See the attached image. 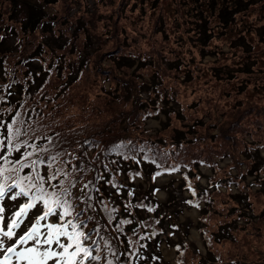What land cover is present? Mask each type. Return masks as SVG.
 Instances as JSON below:
<instances>
[{"label": "trees", "instance_id": "16d2710c", "mask_svg": "<svg viewBox=\"0 0 264 264\" xmlns=\"http://www.w3.org/2000/svg\"><path fill=\"white\" fill-rule=\"evenodd\" d=\"M20 2L28 6L27 13L22 5L18 6ZM34 2L0 0V139L6 135L5 126L15 120L14 127L21 133L17 142L35 145L31 159L44 161L39 165L40 174L50 175L57 169L68 174L67 179L61 175L51 184L58 185L63 180L64 187L73 194L68 199L76 211L82 212L80 219L85 225L82 230L92 237L87 244L99 249L98 264H107L108 260L112 264H142L145 259L156 264L160 251L154 241L164 242L173 250L175 264H264V156L259 151L264 147V134L258 140L251 127L236 129L233 119L220 122L215 104L204 110L203 118L194 117L190 122L189 114L181 116L188 106L181 98L184 95L179 96L177 86L189 82L195 74L201 76L204 70L199 71V65L204 54L213 51L211 55L215 58L211 64L220 66L218 56L224 53L217 44H211L220 42L223 30L236 29L233 37L226 36L225 45L230 61L233 64L241 61L244 67L247 60H243L246 54L250 55L249 48L254 43L250 37L246 41L243 34L260 32L262 35L258 37L264 36V23L259 25L264 16L259 21L243 19L245 11L253 7L250 0L244 3L178 0L175 14L181 25L174 26H168L163 10L157 8L156 17L149 19L150 28L144 35L146 42L152 40L158 47L149 51L147 45L143 49L140 42H134L137 51L132 52H121L117 40L118 29L131 34L126 28L127 23L134 22L127 17L129 0H117L115 4L114 0H91V4L87 0ZM58 2L59 8L55 7ZM158 2L154 0L150 8ZM221 3V7L216 5ZM258 3L264 5L263 0ZM77 7H83L84 11ZM43 8H48L49 12ZM145 11L142 2L141 17ZM138 17V24L132 26L135 36V32L144 31V18ZM180 26L181 31L177 30ZM98 30L103 32L97 33ZM176 30L183 37L176 36ZM157 33L160 36L156 39ZM184 34H189L187 40L194 43L199 62L191 52L187 58V52L181 51ZM8 38L14 40L13 45H6ZM109 39L112 43L107 46ZM15 46L19 52L13 51ZM257 59L253 58L249 66H257ZM33 60L37 63L33 64ZM153 66L156 70L152 72L149 67ZM119 70L132 78L133 87L127 91L128 110L115 111L97 93L115 94L119 79L115 73ZM145 75L155 80L154 86L165 85V79L177 84L173 86L168 81L166 96L157 89L156 99L139 98V93L146 95L152 91L144 88L147 79L138 81V77ZM79 82L84 85L81 93L77 91ZM105 82L109 83L107 88ZM123 82L118 85L121 87ZM46 91L51 96H44ZM91 92L95 93L94 99H89ZM46 97L56 107L49 111L50 107L44 105L37 115L39 103ZM205 98L211 100L212 97L206 95ZM169 101H174L175 106L168 105ZM194 106L195 103L191 105ZM74 107L78 112L74 113ZM68 110L75 117L68 114ZM105 113L111 114L109 120ZM159 113L165 115V122L156 134L147 133L144 120L156 118ZM90 115L99 118L96 123L89 121ZM177 118L184 121L179 128L172 125V120ZM122 124L127 125L125 130ZM215 128L218 132L214 134ZM261 129L264 131L262 126L255 131ZM204 142V149H198L196 145ZM44 148L47 151L41 150ZM33 151L32 147H22L8 158L23 159L25 153ZM7 155L6 150L0 152V156ZM54 156L56 160L52 159ZM224 159L229 160L228 164L221 166L219 163ZM2 165L3 160H0ZM200 167L209 169L204 186L200 184L203 178ZM163 173L181 177L166 202L161 204L154 196L142 198L140 193H133L137 189L133 178H142L148 187L151 176ZM5 175L14 177L15 173ZM20 175L34 173L31 168H25ZM3 182L0 177V183ZM71 184L75 186L70 187ZM184 190L188 191L185 197L181 195ZM19 191L14 188L8 195L11 197ZM21 198L25 203L26 198ZM168 201L170 205H179L178 209L182 204L197 208L195 229L201 234L204 253L188 240L187 229L173 216L175 211L165 209Z\"/></svg>", "mask_w": 264, "mask_h": 264}, {"label": "rangeland", "instance_id": "374dc122", "mask_svg": "<svg viewBox=\"0 0 264 264\" xmlns=\"http://www.w3.org/2000/svg\"><path fill=\"white\" fill-rule=\"evenodd\" d=\"M23 2H30V3H35V0H22ZM117 1V0H116ZM114 0V4L116 2ZM154 0H129V9L130 11L128 12L127 17H129L130 19L133 18L134 22L133 23H127V30L128 32H130L131 34H128L127 32H125L123 29H118V36H117V40H118V44L121 45V52H128V51H137V47L135 45L138 44L139 42L141 43V46L143 49H146V47L144 45H147V47H149V51H151L152 49H155L156 47H158V45H154L152 44V40L151 42H146L145 41V35L144 32L148 31L149 27V22H150V18L152 17L153 19L156 17V10L157 8H161L163 10V15L165 16V18L167 17L168 19V26H174L180 24V18L176 17V11H177V7H176V2H178V0H156V2H158L156 4V6H154L153 9H151V5L153 4ZM183 2H186L187 0H181ZM190 1V0H188ZM241 3L247 2V0H237ZM260 0H250V4L253 5V7H250L249 9H247L245 12H251L248 14L244 13L245 15L243 16V19L246 22H249L252 19H255L257 21H259L262 16H264V5L263 4H259ZM87 2L89 4H91V0H87ZM143 2V6L144 9H146L145 11V15H141L140 13V4ZM264 2V0H263ZM60 2L57 3V5L55 4V7H58V4ZM189 3V2H186ZM20 5L18 6H23L24 12L27 13L28 11V6L25 3L21 2L19 3ZM37 5H39L36 2ZM218 7L222 6L221 4H216ZM40 6V5H39ZM101 7V6H100ZM186 7V5H185ZM59 8V7H58ZM103 8V7H102ZM45 12H49L48 8H43ZM75 9V8H74ZM79 11L83 12L84 8H78ZM181 11V10H179ZM72 14V13H71ZM83 15H85L84 13H82ZM138 15L141 17V20H144V31L142 32H135L136 36L134 35V33L132 32V26L133 24H135L136 22H138L139 17ZM164 18V20H166ZM183 22L185 21L184 18ZM163 20V22H164ZM120 23V22H118ZM264 20H262V22L259 24H263ZM138 24V23H136ZM181 25V24H180ZM258 25V26H259ZM264 26V25H262ZM159 28V27H158ZM181 31V26L179 27ZM176 30V31H177ZM159 31V29H158ZM174 31V30H171ZM220 31V30H219ZM102 33L101 30H98L97 33ZM175 32V31H174ZM236 29H229L227 31H222L223 34L222 38H220V42L218 41H214L211 45L213 44H217L220 48V50L224 53L223 55H219L218 57H220V66L219 65H212L211 61L215 58L213 57V55H211V53L213 51L212 48L210 49L211 53L209 54H204L201 57V62L202 64L199 65V71H203L204 72L201 74V76H198L195 74L194 78L192 77L191 80L182 84L177 85L179 87L178 91H179V96L180 93L182 95H184V102L187 103L188 108H186V112H183L181 116H183L184 114H189V121H192V118L196 117L198 119L203 118L205 111L204 110H208V108H212L215 104V108L214 110L218 112V120L220 122H230L229 119H233L232 121H236V126H234V128H243V129H249V127H251L253 129L252 134L254 137H256V139L260 140V137H263V130L261 129L259 132L255 131L257 129V127L262 126L264 128V36L263 37H258L259 35H262V33L258 32L256 30L257 35L255 33L252 34H243L244 38H246V41L249 40L250 38H252L251 43H254V45H251L249 50L251 51L248 55L246 54V58L243 61L244 62V67H242L241 65V61L237 63L236 59L233 61H236L234 64L232 63V61H230V54H228V49L227 46L225 45V42L227 41L226 36H229V38L233 37L235 35ZM113 33H116L113 30ZM126 33V34H124ZM104 34V33H103ZM179 34V36H182V33L177 31L176 33ZM117 35V34H116ZM191 35V34H190ZM158 36H160V33H157L155 35V38L157 39ZM123 37H127L126 40H121ZM189 37V34L186 35L184 34V39H185V43L183 46V49H181L182 52H184L186 54L187 52V58H188V54L189 52H191L192 55L196 56L197 58V62L200 61V59L198 58V53L196 52L197 49L194 47V43L193 45L191 44L190 41L187 40V38ZM250 37V38H249ZM12 38V37H11ZM110 40L107 42V46H110V44L112 43V40ZM140 40V41H139ZM114 41V40H113ZM135 42V43H134ZM49 43V42H48ZM148 43V44H147ZM7 44H14V40L8 38L6 45ZM50 44V43H49ZM117 45V44H116ZM116 45L115 48H116ZM194 48H193V47ZM48 47L51 49H54V47H50L48 45ZM135 48V49H134ZM13 51L15 52H19L15 47H13ZM140 51V49L138 50ZM217 52V51H215ZM217 54V53H216ZM25 55V54H24ZM190 57V56H189ZM224 58V60H222ZM253 58H258V64L257 66H249L252 63ZM190 59V58H189ZM193 59V58H191ZM177 61V60H174ZM173 62V61H171ZM191 62H193V60H191ZM196 62V61H195ZM210 62V63H208ZM33 64H36L37 61L33 60L32 61ZM136 63V62H135ZM134 63V65H135ZM148 66V65H146ZM194 68V65L192 66ZM213 67V68H212ZM148 68V67H147ZM212 68V70H211ZM217 68V69H215ZM221 68V69H220ZM149 69L152 70V72L154 70H156V67H149ZM195 69V68H194ZM149 71V72H148ZM147 73H150V70H148ZM225 71L226 73H228L227 75L224 73L222 74L221 72ZM216 72V73H215ZM116 76L119 78L118 79V83L117 85H115V94L113 95H105L103 93H97L98 97H103L106 100V105H108L109 107H112L113 109H115V111H117L118 109H126L128 110L129 108V103H130V96L127 93L128 90H131L129 87H133V84H131L132 78L130 77H126L125 73L122 72L121 70L117 71ZM153 75V73H152ZM145 79H147V83L145 84L144 88H146V90H152L150 91L148 94H144L143 92L139 93L137 96L139 98H146L150 97L153 99H156L157 97V89H160L162 91V93L164 94V96L167 95L168 92V87L166 86L168 84V81L171 82V85L176 86V84L171 80V79H165L164 84L162 86H157L158 84H156V86L153 85V82L155 80H152V78L150 77V75H145L142 76L141 78L138 77V81H144ZM182 80V78H181ZM122 81L123 84L121 85V87L118 85L119 83H121ZM149 81V82H148ZM105 87L107 88L109 83L105 82L104 83ZM84 88L83 82H79V84H77V91H79V93L83 92L81 89ZM51 91V90H50ZM162 93H159V97L162 98ZM95 93L91 92L89 94V99H94L95 98ZM258 94V95H256ZM51 94H49V92L46 91V93H44V96H48ZM208 95L211 98V100H208L207 98H205V96ZM186 97V98H185ZM202 97V98H201ZM217 98V99H216ZM219 99L221 101H219ZM109 100H113L111 104H108ZM159 100V99H158ZM103 101V100H102ZM210 101V102H209ZM238 105H236V102ZM214 102V103H211ZM195 103L194 107H191L192 104ZM206 103V104H205ZM39 108L37 111V115L41 114V108L44 107V105L46 106V108H49V111L53 110V108L55 109L56 104H54L52 106V103H50V99L48 97L44 98V101L42 103H39ZM168 105H172L173 107L175 106V102L174 101H169ZM108 107V108H109ZM254 107V108H253ZM70 108V107H69ZM117 109V110H116ZM74 113H76V111L78 112V109L76 107L73 108ZM257 112L256 115H253L252 113ZM68 114H70L71 116L75 117V114L71 111H67ZM255 114V113H254ZM111 115V114H110ZM110 115L105 113L106 119L109 120L110 119ZM118 114H116L117 116ZM112 117V116H111ZM89 121L91 122H95L99 119L98 117H95V115H90L88 116ZM165 115L162 113H159L158 116L156 118H151V117H147L144 121L145 126L144 129L148 130L147 133H151V134H156V132L158 131V129L161 128V123L165 122ZM243 119H245V121H243ZM181 120L179 118L172 120V125L175 128H179L180 124L182 122H180ZM119 123V120L116 121ZM188 122V121H187ZM122 128L125 130L127 128V125L122 124ZM242 129V130H243ZM251 129V130H252ZM171 130V129H170ZM168 130V131H170ZM218 130L215 128V131L213 132L214 134L217 133ZM201 133H204L203 131ZM198 149H204L205 147V142L202 144H197L196 145ZM260 151V155L264 156V147L261 148ZM228 159H224L223 162H220L219 164L221 166H224L226 164H228ZM200 173L202 174L203 178H200V184L201 185H205L206 183V176L209 175V169L206 167H200L199 168ZM181 180V177L179 174H172V175H167L165 173L160 174V176L154 175L151 176V184H149V186L147 187L146 183L143 182L142 178L140 177H135L133 178V184L137 185V189L134 190L133 193L135 194H139V197L144 198L145 195L150 197V196H154V198L159 201L161 204L166 202L167 199L169 198V196L172 193V191L174 190V188L177 184H179ZM253 188V187H252ZM256 188V187H254ZM145 193V194H144ZM175 193L177 194V191H175ZM188 191L184 190L183 193H181V195L183 197L187 196ZM180 195V196H181ZM174 196H178V195H174ZM178 198V197H177ZM176 198V200H177ZM23 199L21 197H17L16 200H12L11 197L8 195V193L6 194V196L3 198V200H0V207H4V217L5 220H9L11 218V213L17 210V206L18 204L22 203ZM178 202V201H177ZM167 208L165 207V209L169 212H173V216L175 217V220L179 223L182 224V228L183 229H187L186 230V234H187V238L188 240L195 246V248H198L200 250L201 253H204V247H203V243H201V234L200 232L195 230V226L197 223V218H198V210L195 207H186L184 204H182L180 206L181 209H178L179 205L176 206L174 205H170L169 201L166 204ZM41 207V205H40ZM57 219H59L58 217H50L48 222H53L56 221ZM42 225L45 222H41ZM45 229L42 227V231H44ZM178 234H181L180 232ZM175 238V235L174 237ZM262 239H264V235L262 237ZM251 243H253V246L255 244V241L253 240ZM154 245H158L159 247V254H158V258L156 261V264H175V255L173 253V250L164 244V242H158L156 243V241L153 242ZM53 247H55V245H53ZM94 254V253H93ZM154 257V256H153ZM155 258V257H154ZM150 261L145 259L144 262H142V264H150ZM50 264H54V262H50Z\"/></svg>", "mask_w": 264, "mask_h": 264}, {"label": "snow or ice", "instance_id": "6c2138e0", "mask_svg": "<svg viewBox=\"0 0 264 264\" xmlns=\"http://www.w3.org/2000/svg\"><path fill=\"white\" fill-rule=\"evenodd\" d=\"M15 123L14 120L5 126L6 135L0 139V152L6 150L8 154L0 156V160H3L0 177L4 181L0 183V200H3L6 192L11 193L14 188H19L20 191L12 195L11 199L24 197L26 202L18 204L17 210L11 213L7 221L4 207H0V264H98L101 260L99 249L87 244L92 237L82 230L85 227L80 219L82 212L76 211L68 199L73 194L64 187L63 180L58 185L51 184L61 175L67 179L68 174L57 169L50 175L47 172L41 175L39 165L44 161L31 159L35 154V145L17 142L21 133L14 127ZM22 147H32L34 151L25 153L23 159L13 161L8 158ZM41 150L47 151L46 148ZM52 159L56 160L57 157ZM9 165L12 167L9 168ZM25 168H31L34 175L21 176L20 172ZM6 172L15 173V176L5 175ZM10 179L12 183L9 184ZM49 188L53 190L49 191ZM54 216L59 218V223L48 222ZM42 221L45 222L43 225ZM107 264H112V261L108 260Z\"/></svg>", "mask_w": 264, "mask_h": 264}, {"label": "bare ground", "instance_id": "6f19581e", "mask_svg": "<svg viewBox=\"0 0 264 264\" xmlns=\"http://www.w3.org/2000/svg\"><path fill=\"white\" fill-rule=\"evenodd\" d=\"M196 230V229H195Z\"/></svg>", "mask_w": 264, "mask_h": 264}]
</instances>
